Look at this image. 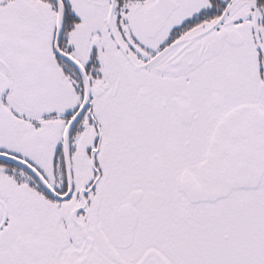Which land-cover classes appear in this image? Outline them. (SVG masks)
I'll return each instance as SVG.
<instances>
[{"label": "snow or ice", "instance_id": "obj_1", "mask_svg": "<svg viewBox=\"0 0 264 264\" xmlns=\"http://www.w3.org/2000/svg\"><path fill=\"white\" fill-rule=\"evenodd\" d=\"M0 264H264V0H0Z\"/></svg>", "mask_w": 264, "mask_h": 264}]
</instances>
